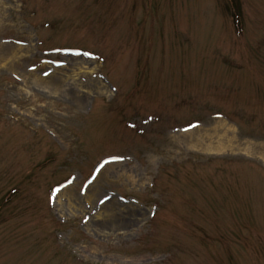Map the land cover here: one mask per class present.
Returning a JSON list of instances; mask_svg holds the SVG:
<instances>
[{
	"label": "rangeland",
	"instance_id": "rangeland-1",
	"mask_svg": "<svg viewBox=\"0 0 264 264\" xmlns=\"http://www.w3.org/2000/svg\"><path fill=\"white\" fill-rule=\"evenodd\" d=\"M0 264H264V0H0Z\"/></svg>",
	"mask_w": 264,
	"mask_h": 264
},
{
	"label": "bare ground",
	"instance_id": "bare-ground-1",
	"mask_svg": "<svg viewBox=\"0 0 264 264\" xmlns=\"http://www.w3.org/2000/svg\"><path fill=\"white\" fill-rule=\"evenodd\" d=\"M36 84L42 85V87H44V88H50L54 93H58L61 89L60 87L63 85V80H61L60 78H56V77L53 79L38 78V80L36 81ZM194 132H192V133H194Z\"/></svg>",
	"mask_w": 264,
	"mask_h": 264
}]
</instances>
